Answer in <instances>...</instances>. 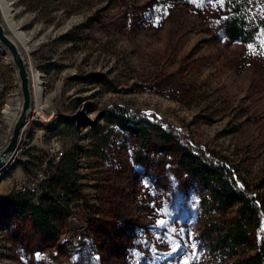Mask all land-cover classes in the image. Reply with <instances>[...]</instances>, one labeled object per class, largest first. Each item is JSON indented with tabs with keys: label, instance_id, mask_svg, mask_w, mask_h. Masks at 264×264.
Masks as SVG:
<instances>
[{
	"label": "rangeland",
	"instance_id": "374dc122",
	"mask_svg": "<svg viewBox=\"0 0 264 264\" xmlns=\"http://www.w3.org/2000/svg\"><path fill=\"white\" fill-rule=\"evenodd\" d=\"M229 1L8 0L14 32L0 10L1 23L30 81L42 76L45 99L40 110L32 100L18 151L0 172V199L20 194L12 191L25 174L21 163L35 155L36 171L57 140L65 153L78 151L80 194L77 216L61 221L55 240L16 207L0 210V264H216L210 239L235 209L214 207L218 189L191 177L186 151L231 171L235 191L261 206L252 249L227 264L259 252L264 30L250 44L230 40ZM231 1L250 22L264 20V0ZM20 102L17 69L0 48V151L14 131L5 111ZM114 105L141 113L145 125L171 123L177 141L161 143L155 132L144 139L136 123L119 126L109 117Z\"/></svg>",
	"mask_w": 264,
	"mask_h": 264
},
{
	"label": "trees",
	"instance_id": "16d2710c",
	"mask_svg": "<svg viewBox=\"0 0 264 264\" xmlns=\"http://www.w3.org/2000/svg\"><path fill=\"white\" fill-rule=\"evenodd\" d=\"M229 3L233 12L223 20L225 34L234 42L250 44L254 41L256 35L264 30V20L250 22L241 14L240 10L234 8L233 1L230 0ZM141 115V113L118 105H114L109 109V117L113 122L125 129L135 127L131 124L136 123L137 126L134 130L140 133L144 139L150 136V132H155L161 143L172 144L177 141L179 130L171 123L165 121V124L161 127L145 125L146 119ZM58 130L59 128L51 131L48 136L60 132ZM77 153L78 151L75 148L65 153L58 168L52 171L49 180H44L42 183L44 192H41L40 196L15 194L7 198H1L0 210L5 212L10 211L12 207H16L14 209L19 211V215L26 214L31 218L32 225L37 231L46 233L55 240L58 225L63 220L68 224L72 215L70 210H72V205L76 203V199L80 194ZM186 153L184 154V158H186L184 168L191 177L201 182V185L205 188L212 185L215 189H218L214 195L215 197H213L214 207H218L225 212L230 208L235 209L234 216L227 227L223 226L220 230L214 229V232L212 229L207 228L208 232L212 231L214 234L210 241L213 244V255H216V264H227V259L237 258L238 251L241 248L252 249L253 244L249 236L250 229L260 226L261 206L254 198H247L235 191L234 182L236 179L231 171L225 167L211 165L206 158L203 159L192 152L186 151ZM30 159V161L21 163L26 173L31 172V167H36V164L32 165L31 162L40 160L35 155H32ZM209 205H211L209 201L204 202L205 207ZM233 264H264V244L253 257L249 259L240 258Z\"/></svg>",
	"mask_w": 264,
	"mask_h": 264
},
{
	"label": "water",
	"instance_id": "95a60500",
	"mask_svg": "<svg viewBox=\"0 0 264 264\" xmlns=\"http://www.w3.org/2000/svg\"><path fill=\"white\" fill-rule=\"evenodd\" d=\"M0 48L3 49L12 59L19 76L20 88L23 99V110L18 119L13 135L9 144L0 151V172L3 171L14 158L20 141L21 130L26 126L28 117L32 108L31 96V82L29 76V69L26 66L24 58L22 57L17 45L13 39L8 35L6 27L0 20ZM96 125V124H94Z\"/></svg>",
	"mask_w": 264,
	"mask_h": 264
},
{
	"label": "built area",
	"instance_id": "2783aa9c",
	"mask_svg": "<svg viewBox=\"0 0 264 264\" xmlns=\"http://www.w3.org/2000/svg\"><path fill=\"white\" fill-rule=\"evenodd\" d=\"M47 155V159L45 161H42L38 168H35L37 169L36 171H34V169H31V172L26 173L23 170L25 174L23 178L18 180L14 185L12 194H30L38 197L39 193L44 192V188H42V180H49L52 171L58 168L62 159L65 156V152L62 150V147L58 140L49 143ZM70 212L72 216H77L74 213L73 205L72 210H70Z\"/></svg>",
	"mask_w": 264,
	"mask_h": 264
},
{
	"label": "bare ground",
	"instance_id": "6f19581e",
	"mask_svg": "<svg viewBox=\"0 0 264 264\" xmlns=\"http://www.w3.org/2000/svg\"><path fill=\"white\" fill-rule=\"evenodd\" d=\"M0 10L2 11V14L4 15V18H5L8 26L14 32V25H13L12 20H11L10 5L8 3V0H0ZM16 36L18 37L19 41L23 45L26 44V41L27 40H26V38L22 34H16ZM1 50H2V53H6V52L3 51V49H1ZM18 50H19V47H18ZM24 61H25V59H24ZM30 82H31V92H32V100H33V103L37 107V110H40L41 107L43 106L44 99H45L44 87H43V83H42V76L39 75V74L38 75H34V76L31 77V81ZM22 107H23L22 106V103L20 102L16 108H7V110L5 111L6 120L9 123H11V129H10V132L11 133L13 131V128H15L14 126L16 125L18 119L20 118V115H21L22 110H23ZM30 115H31V113H30Z\"/></svg>",
	"mask_w": 264,
	"mask_h": 264
}]
</instances>
